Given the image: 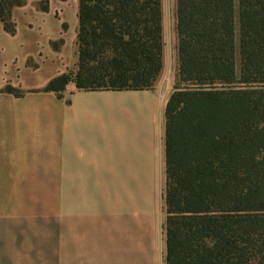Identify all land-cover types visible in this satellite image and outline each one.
Instances as JSON below:
<instances>
[{
  "label": "crops",
  "instance_id": "0c3cea01",
  "mask_svg": "<svg viewBox=\"0 0 264 264\" xmlns=\"http://www.w3.org/2000/svg\"><path fill=\"white\" fill-rule=\"evenodd\" d=\"M10 19L13 33L0 22V264H166L164 110L191 83L179 80L177 45L168 70L164 43L150 90L69 84L59 97L45 87L76 70L78 0H22Z\"/></svg>",
  "mask_w": 264,
  "mask_h": 264
},
{
  "label": "trees",
  "instance_id": "16d2710c",
  "mask_svg": "<svg viewBox=\"0 0 264 264\" xmlns=\"http://www.w3.org/2000/svg\"><path fill=\"white\" fill-rule=\"evenodd\" d=\"M176 33L181 82L264 81V0H176ZM163 47L161 0H78L76 70L45 91L150 90ZM164 118L166 264H264V86L178 88Z\"/></svg>",
  "mask_w": 264,
  "mask_h": 264
},
{
  "label": "rangeland",
  "instance_id": "374dc122",
  "mask_svg": "<svg viewBox=\"0 0 264 264\" xmlns=\"http://www.w3.org/2000/svg\"><path fill=\"white\" fill-rule=\"evenodd\" d=\"M161 5H162V22H163V39L165 43V48H164V56H165V61L168 65V70L169 65L171 61H173L174 56H175V49L177 45V35H176V0H161ZM170 73V72H169ZM227 86H247V87H261L264 86V81H231L230 82H213V83H208V82H191V83H179L177 86L174 87V89L178 88H205V87H227ZM58 201L54 200V205L53 209H57L58 206L56 205ZM71 206L74 207L76 210V192L73 191L72 194V203ZM54 217V215H53ZM55 221L53 219V228ZM52 254H54V251H52Z\"/></svg>",
  "mask_w": 264,
  "mask_h": 264
}]
</instances>
